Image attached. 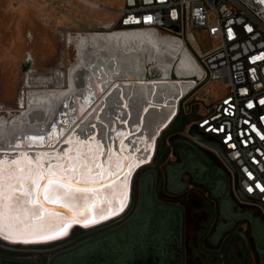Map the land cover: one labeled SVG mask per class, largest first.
<instances>
[{
    "label": "bare ground",
    "instance_id": "6f19581e",
    "mask_svg": "<svg viewBox=\"0 0 264 264\" xmlns=\"http://www.w3.org/2000/svg\"><path fill=\"white\" fill-rule=\"evenodd\" d=\"M79 1L91 5L88 0ZM77 41L83 53L90 46L96 53L89 59L85 52L78 61L87 69L84 80L78 85L75 83L73 72L76 66H72L68 77L69 89L62 90L59 82L51 90L30 91L29 108H34V111L25 123L16 124L14 121L12 126H7L3 120L0 121V152H13V155L0 154V160L10 164L13 159H23L20 154L26 153L35 162L38 154L47 153L49 156L43 157L47 169L49 164L64 162L56 157L64 156L69 149H73L70 155L83 153L85 145L79 142H86L90 137L103 145V153L99 156L101 166L105 165L109 149L114 160L118 157L128 159H121L118 168L108 165L103 179L89 174L92 177L90 182L103 185L86 194L93 197L91 202L77 200L68 207L48 205L57 213L51 221L41 225L40 220L31 219L29 223L10 228L11 235L0 232V239L7 243L51 244L63 240L76 225L88 229L123 215L131 202L134 174L152 162L159 134L162 135L175 120L179 99L194 85V80H171L177 74L194 77L195 80L203 75L200 65L183 43L158 32L124 29L111 34H89ZM149 67L157 74L152 83H149L147 75ZM185 85L189 89H184ZM77 87L81 89L74 92ZM80 117V121H85L84 127L82 132L75 133L71 126ZM31 137L44 139L33 142ZM63 139L71 143L58 147ZM129 163L134 165L130 171ZM53 173L65 178L70 175L57 172L55 168ZM83 175L81 167L74 178L83 184L80 179ZM45 216L47 213L41 214V218Z\"/></svg>",
    "mask_w": 264,
    "mask_h": 264
},
{
    "label": "flooded vegetation",
    "instance_id": "af4514ba",
    "mask_svg": "<svg viewBox=\"0 0 264 264\" xmlns=\"http://www.w3.org/2000/svg\"><path fill=\"white\" fill-rule=\"evenodd\" d=\"M148 75L157 78L150 67ZM179 113L164 135L183 127ZM163 134L149 162L158 167L137 178L136 206L132 191L125 213L98 228L119 224L90 235L92 228L75 227L63 240L18 246L21 252L0 249V264H221L225 243L224 263L244 264L239 233L249 243L247 264H264V213L239 199L235 170L206 146L186 145L185 132L165 138L170 149L160 163Z\"/></svg>",
    "mask_w": 264,
    "mask_h": 264
},
{
    "label": "built area",
    "instance_id": "2783aa9c",
    "mask_svg": "<svg viewBox=\"0 0 264 264\" xmlns=\"http://www.w3.org/2000/svg\"><path fill=\"white\" fill-rule=\"evenodd\" d=\"M90 6L102 8L97 0ZM116 28L166 30L190 46L207 95L189 127L222 146L239 189L264 213V0H123ZM201 37L209 47L200 46ZM218 83L225 93L214 100L210 89Z\"/></svg>",
    "mask_w": 264,
    "mask_h": 264
},
{
    "label": "rangeland",
    "instance_id": "374dc122",
    "mask_svg": "<svg viewBox=\"0 0 264 264\" xmlns=\"http://www.w3.org/2000/svg\"><path fill=\"white\" fill-rule=\"evenodd\" d=\"M97 3L101 9L79 0H0V121L3 120L7 126H12L14 121L16 124L25 123L34 111V108H29L30 91L51 90L59 82L62 90L69 89L68 77L72 66H76L73 72L75 83L78 85L84 80L87 69L83 63L79 65L78 61L85 52L89 59L96 53L92 46L87 47L84 53L80 51L77 40L89 34L124 30L116 28L123 0H97ZM158 33L178 40L166 30ZM178 41L183 43L199 64L190 46ZM199 44L203 49L210 46L209 39L203 37L199 39ZM192 80L194 85L190 89L188 85L184 87L189 90L181 97L177 114L180 112L179 115L187 114L190 115L188 118L195 119L205 111L202 100L207 95L206 84H199L201 78L195 80L194 77L178 74L171 81ZM78 88L81 89L77 87L74 92ZM210 90L214 100L225 93L219 83ZM81 118L71 126L75 133L83 130L85 121H80ZM65 143L63 139L58 147H63Z\"/></svg>",
    "mask_w": 264,
    "mask_h": 264
},
{
    "label": "snow or ice",
    "instance_id": "6c2138e0",
    "mask_svg": "<svg viewBox=\"0 0 264 264\" xmlns=\"http://www.w3.org/2000/svg\"><path fill=\"white\" fill-rule=\"evenodd\" d=\"M30 139L37 142L43 141L44 138L31 137ZM66 143H71V141H66ZM79 143L85 145L86 150L83 153L76 152L75 155H70L73 149H69L64 156L56 157L57 160L64 162L49 164L47 169L43 163V157L49 156L47 153L38 154L35 162L26 153L20 154L23 159H13L10 164L0 160V232L11 235L8 231L10 228L29 223L31 219L40 220L41 225L48 223L57 214L55 209L48 205L62 204L68 207L77 200L91 202L93 197L86 194L96 191L103 185L90 182L92 177L89 174L100 176L103 179L104 173L108 172V165L118 168L121 159H128V157H118L114 160L111 149H109L105 165L101 166L99 156L103 153V145L94 137ZM123 149L124 145L121 141V151ZM133 166L132 163L127 165L129 171ZM81 167L84 169V175L80 177L84 181L83 184H80L79 179L74 178ZM53 168L57 172H68L70 175L68 178L55 175ZM109 174L114 175V173ZM42 213H47V216L41 218Z\"/></svg>",
    "mask_w": 264,
    "mask_h": 264
},
{
    "label": "water",
    "instance_id": "95a60500",
    "mask_svg": "<svg viewBox=\"0 0 264 264\" xmlns=\"http://www.w3.org/2000/svg\"><path fill=\"white\" fill-rule=\"evenodd\" d=\"M168 29L170 31H173V32H178L179 31L178 28H176V27H170ZM147 75H146V77H147ZM148 78H149V75H148ZM183 132L186 133V137L188 139V140L185 141L186 145L193 147V145L190 144L191 142H189V140L190 141L193 140L196 143H199V144H202V145H204L206 147H209L210 149H212L216 153H218V155L225 161V163L230 168L235 170V172L237 173L236 168L233 165V163L226 157L222 146L219 143L215 142L214 140H212L210 138H207L201 132H199L196 125H192L190 127L187 126L186 118L184 119V125H183V127L180 130H177V131L171 132V133H167L165 135L162 133L164 136H163V146H162V155H161L160 163L163 162L164 158L166 157V155H167V153L169 152V149H170L169 146L165 147V138L167 136L180 135ZM0 154H2V155H13V152H0ZM157 167L158 166H152V165H149V164H147V165L145 164V166L140 168V170L136 174H134V176L132 178V182H131V192L133 191L134 200H135V205L134 206H136L137 199H138V197H137V178H138L139 174L141 172L149 170V169H152V170L156 169ZM236 191H237L239 199L242 202L249 203V204L253 203L252 200H250L249 198H246L243 195V193L241 192V190L238 187V184H237V187H236ZM113 219H115V217L111 218V219H109V220H107L105 222H102L101 224H99L97 226L91 227L92 231L90 233H88V234L90 235V234H94V233L106 230V229L111 228V227H113V226H115V225L120 223V221H119V222H116V223H112L111 225H107V226H103V227L98 228L99 226H101V225H103L105 223H108V222L112 221ZM75 227H82V226L76 225ZM239 235L243 238V240L245 241V244H246V251H245V255H244V264H247L248 263V259H249V255H250L249 243H248L247 237L243 233H239ZM66 237H64V238H66ZM64 238H62V239H64ZM31 245H37V244H30V245H24L22 243H20V244H10V243H7V242H5V241L0 239V249L6 250V251H11V252H21L22 249H18L17 248L18 246H31ZM225 245H226V243L223 245V247H222V249L220 251V263L221 264H225L224 263V259H223V251H224Z\"/></svg>",
    "mask_w": 264,
    "mask_h": 264
},
{
    "label": "crops",
    "instance_id": "0c3cea01",
    "mask_svg": "<svg viewBox=\"0 0 264 264\" xmlns=\"http://www.w3.org/2000/svg\"><path fill=\"white\" fill-rule=\"evenodd\" d=\"M190 116V115H189ZM189 116H187V115H185V117H186V120H187V123L188 124H191L195 119L193 118V119H190V118H188ZM190 120V121H189ZM187 124V125H188Z\"/></svg>",
    "mask_w": 264,
    "mask_h": 264
}]
</instances>
